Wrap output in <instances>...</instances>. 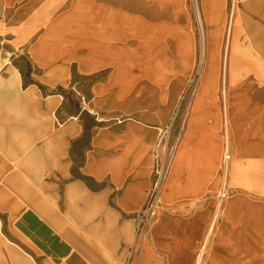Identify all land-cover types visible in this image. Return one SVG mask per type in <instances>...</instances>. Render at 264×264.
Returning a JSON list of instances; mask_svg holds the SVG:
<instances>
[{
    "label": "crops",
    "instance_id": "1",
    "mask_svg": "<svg viewBox=\"0 0 264 264\" xmlns=\"http://www.w3.org/2000/svg\"><path fill=\"white\" fill-rule=\"evenodd\" d=\"M240 4L230 14L226 0L202 2L209 69H264V0ZM197 55L187 0H0V264H127L158 135ZM21 56L33 68L27 87L14 64ZM250 86H229L230 151L243 161L254 148L264 154V102H255ZM59 89L75 92L80 114ZM208 102L190 132L192 170L181 163L172 173L191 113L168 179L193 192L176 189L164 202L166 185L162 205L198 199L215 179L210 154L221 146L210 139L220 119L205 126ZM85 119L96 123L87 141ZM237 205L233 200L229 235L260 217ZM162 209L130 264H145L146 246L149 263L195 264L215 205L181 214ZM209 261L236 264L214 252Z\"/></svg>",
    "mask_w": 264,
    "mask_h": 264
},
{
    "label": "rangeland",
    "instance_id": "2",
    "mask_svg": "<svg viewBox=\"0 0 264 264\" xmlns=\"http://www.w3.org/2000/svg\"><path fill=\"white\" fill-rule=\"evenodd\" d=\"M187 1L189 4V10L194 20V30L198 42V55L196 68L193 69V71L187 76L184 83L180 84V95L175 105H177V103L184 98L185 103L192 102L193 109L196 96L200 92L202 84L206 82L208 89H210V93H208L209 116L206 120L205 126L211 125L214 120L218 121V119H220L219 125L213 132L212 139H210V141L215 142L216 145L219 144L221 146V152L214 154H210L211 152L209 153L210 155H214L216 158L214 168L215 179L203 186L202 197L198 199L192 198V200L188 202L187 200H174L173 202L164 203L162 205V211L168 214H181L182 211H185L184 209L187 208V211L193 209V206L194 209L201 208L203 210H207L210 206L215 205V214L211 218V222L206 231L207 236L211 225L213 223L215 224V232L210 243V245L212 244L211 251L214 252V255L224 260L231 255L234 257L236 264H264V191H262V189L249 191L243 187L235 185V183L232 185H230L231 182H229L228 185H225L224 183L226 180L224 174L227 167L224 156V138L227 131L225 98H230V83H250L251 86L247 92L252 95L255 102H264V69L261 72L257 71V69H207L206 64L208 54L206 53L205 55L204 53L205 43L207 52V36L205 16L202 7L203 0ZM245 1L260 0H240L242 6L246 3ZM226 2L229 8L228 12L232 14L233 10L231 0H226ZM234 11L236 14L240 11V9L236 6ZM229 17L230 18H228V22H226V24L229 23L231 15ZM225 44L226 56L228 55L227 52L230 42ZM243 44L244 43H242V45ZM220 61L223 66H228L230 64V59H228V57L223 59L221 58ZM217 115L218 118L214 117ZM220 115H223V117L220 118ZM247 159L257 161L259 165L255 181L257 184L259 183L258 185L264 184V154L259 152V147L254 148ZM223 195H226V198H223ZM229 200H236L238 204L237 209L242 210L243 212H251L252 210L253 212H258V215H260V217L256 219L258 221V225L254 223L256 222L255 218L250 217L247 223L241 227L239 226L234 234H226L229 231L227 224L230 223V220L225 219L222 212L226 208ZM219 203L221 204V208L218 206ZM219 230L221 232L220 234L217 233ZM219 235L221 242L224 243L220 242V244L214 245V240L217 241L216 239H218ZM233 238H235L236 241L233 240ZM129 260L130 259L128 258V261ZM128 261L127 264H130ZM136 262L137 263L135 264H140L139 259L136 260ZM209 262L210 261H208V263Z\"/></svg>",
    "mask_w": 264,
    "mask_h": 264
},
{
    "label": "bare ground",
    "instance_id": "3",
    "mask_svg": "<svg viewBox=\"0 0 264 264\" xmlns=\"http://www.w3.org/2000/svg\"><path fill=\"white\" fill-rule=\"evenodd\" d=\"M204 53L206 55V53L208 54V42H207V52H206V43H205V48H204ZM209 64L210 61L209 59H207V68L209 69ZM208 93H210V89H208V86L206 84V82H204L201 86L200 92L198 93V95L196 96L195 102H194V107L192 110V116H191V120H190V124L188 127V134H187V139L183 142L180 151H179V155L175 164V167L173 169L172 173H176L177 170V166L181 163H183L188 170H192L193 167V161H194V150H193V145L191 143V138L193 137V135L190 134V132L192 130H194V128L197 125V121L199 120L200 116H202V113L204 112V108L206 106V103L208 102L209 98H208ZM226 101V114H225V118H226V122H227V131H226V135L224 138V144H225V162H226V171H225V177L226 180L224 181L225 185H228L229 182H231L230 185H232L233 183H235V185L243 187L249 191H256L258 189H262V191H264V184H260L258 185L257 182L255 181V179L257 178L256 172L258 169V163L255 160L252 159H247L246 161L243 160H237L233 157V155L231 154V148H230V126H231V115L229 112V98L226 97L225 98ZM246 159V158H245ZM191 183V181H188L187 184ZM168 190L167 193L164 197V202H167L170 195L174 193V191L177 189V192L180 194V196L183 195H188V193H190L191 191L193 192V190H191L190 185L186 186V185H180L178 184V186L176 184H174L173 178L170 179V181L168 182ZM193 188V187H192ZM226 189V188H225ZM191 190V191H190ZM196 194H199L200 192L197 191L195 189ZM233 200H229L227 202L226 208L224 209V211L222 212L223 217L225 219H229L231 220V204H232ZM219 208H221V204H218ZM217 206V207H218ZM217 216V215H216ZM257 219V218H256ZM255 219V220H256ZM256 224H258V221L256 220ZM214 230H215V224L213 223L210 227V230L205 238V242L203 243V245L201 246L199 253L197 255V259H196V263L195 264H207L209 261V258L211 256V248H212V244L211 240L212 237L214 235ZM146 251H145V264H152L149 263V256H150V252L148 251V247H145Z\"/></svg>",
    "mask_w": 264,
    "mask_h": 264
},
{
    "label": "built area",
    "instance_id": "4",
    "mask_svg": "<svg viewBox=\"0 0 264 264\" xmlns=\"http://www.w3.org/2000/svg\"><path fill=\"white\" fill-rule=\"evenodd\" d=\"M232 8L240 4V0H231ZM182 98L173 110L169 123L158 135L154 151V169L152 183L148 191L147 201L136 219V241L130 250L129 263L137 250L141 252L149 238L152 224L157 217L172 167L175 163L179 146L185 133L192 110V102L185 103ZM223 198L226 195L222 196Z\"/></svg>",
    "mask_w": 264,
    "mask_h": 264
},
{
    "label": "trees",
    "instance_id": "5",
    "mask_svg": "<svg viewBox=\"0 0 264 264\" xmlns=\"http://www.w3.org/2000/svg\"><path fill=\"white\" fill-rule=\"evenodd\" d=\"M14 64L20 70L23 76L24 86L27 87L33 84L34 83L32 78L33 68L29 60L25 56H21L20 58L14 60ZM59 91L64 95L66 100L69 101L71 111L73 110V108H75L77 114H80L81 102L77 99L75 92H73L72 90H64V89H59ZM84 122H85L84 123L85 133L82 140L87 141L90 138V131L92 128L96 126V123L91 119H85ZM78 144L79 142H76V144L74 145V149ZM72 154H73V150H72ZM75 163L76 166L79 165V161L76 160ZM74 174L76 175L75 169H74Z\"/></svg>",
    "mask_w": 264,
    "mask_h": 264
}]
</instances>
